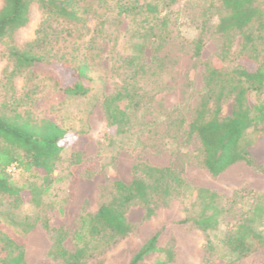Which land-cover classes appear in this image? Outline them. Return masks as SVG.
Listing matches in <instances>:
<instances>
[{
    "label": "trees",
    "instance_id": "obj_1",
    "mask_svg": "<svg viewBox=\"0 0 264 264\" xmlns=\"http://www.w3.org/2000/svg\"><path fill=\"white\" fill-rule=\"evenodd\" d=\"M32 1L2 0L0 40L28 22ZM36 1L43 16L35 37L22 46L7 44L3 53L13 64L11 74L38 70L70 96L87 94L90 83L96 78L94 72L100 67L101 60L96 42L103 35L102 24L112 16L114 19L128 18L126 33L130 40L134 39L136 48L118 57L120 64L116 71L121 72L122 77L118 86L103 95L100 101L105 115V137L111 139L127 133L133 125V114L149 93L141 86L142 79L161 71L164 62L158 55L167 43L175 41L172 29L177 25L178 13L176 11L172 18L171 7L178 0ZM199 5L202 6V21L198 35L190 41L192 57L200 56L204 46L203 32L213 16L214 31L226 38V48L231 47L233 35L239 36L240 56L250 63V67L236 63L229 68L222 57L204 66L203 84L187 124L186 136L198 141L196 163L216 176L234 163H250L259 149L257 145L261 146L260 138L264 142V0H204ZM91 19L95 24L82 45ZM146 48L151 52L149 62L144 60ZM250 93L263 94V98L254 100ZM225 99L232 100L231 111L228 116H221V103ZM184 122L183 117L177 119V132ZM250 131L256 132L257 137L248 138ZM75 136L50 117L36 119L12 105H0L1 224L23 232L35 226V221L20 217L17 210L22 204L42 205L43 196L63 181V177L56 174L62 161L74 181L83 164V149L71 147ZM63 154H66L65 158ZM12 165L31 177L14 179L7 170ZM132 172L134 178L129 183L116 175L110 176V198L94 213L82 211L79 214L71 236L73 250L64 245L66 231L63 227L52 228L48 264H84L95 254L91 242L102 245L99 253H103L132 233L133 225L126 217L129 208L141 206L144 219H150L157 210L180 197L186 185L181 171L175 167H156L137 161ZM193 195L190 207L185 209V217L176 223L207 233L220 224L229 208L220 206L218 195L209 189L194 188ZM58 212L61 215L64 211L61 208ZM250 222L245 218L234 223L222 240L226 257L205 260L204 264H244L264 253V230L255 229ZM157 236L158 232L150 237L128 264H139L149 253L161 251L156 247ZM204 247L207 253L215 248L210 238L206 239ZM166 253V259L156 260L153 264L170 263L172 249L168 248ZM0 264H26L22 244L2 228Z\"/></svg>",
    "mask_w": 264,
    "mask_h": 264
},
{
    "label": "rangeland",
    "instance_id": "obj_2",
    "mask_svg": "<svg viewBox=\"0 0 264 264\" xmlns=\"http://www.w3.org/2000/svg\"><path fill=\"white\" fill-rule=\"evenodd\" d=\"M204 0H178L172 5L171 17L178 13L177 25L173 32L175 41H170L158 57L164 65L155 76L149 74L142 79L141 86L147 93L139 109L132 116L133 125L125 134L111 139L105 137V115L100 106L103 95L112 92L119 84L121 72L116 71L120 64L119 56L130 52L134 39H129L128 18L108 17L102 24L103 35L97 40L101 60L100 67L94 72L95 79L83 96H70L59 90L44 73L27 69L13 73L12 62L3 51L7 44L22 46L35 37V31L43 13L38 2L33 0L29 6L28 22L0 40V105L14 106L21 113L41 119L50 117L62 127L75 133L72 148L83 149V164L74 181L67 173L65 161L59 163L56 174L63 181L54 185L43 196L41 206L22 204L18 208L20 217L35 221V226L27 232L0 223V228L10 233L24 249L26 264H48V250L51 243L52 228L62 226L66 231L64 245L73 250L71 236L77 226L79 214L94 213L99 205L108 200L112 193L109 177L116 175L123 182L133 178V165L143 162L156 167H175L186 183L180 197L172 199L168 205L156 211L150 219H144V209L133 206L126 217L133 225L130 235L119 239L103 253L102 245L93 241L95 250L92 258L84 264H128L138 249L156 232V247L159 252H151L139 264H153L156 260L167 258L166 250L172 249L173 259L168 264H204L205 260L214 261L226 257L222 240L239 220L248 218L250 225L264 230V142L260 138L259 149L250 163L237 162L222 173L212 176L205 168L196 163L199 156L198 141L187 138V124L199 99L203 84L205 63L222 58L231 68L236 63L249 66L250 63L240 56V38L233 35L232 45L226 48V38L214 31L215 17L207 23L203 32L204 46L198 58L192 57V45L201 25L200 2ZM2 0H0V7ZM95 20L88 21L87 40ZM177 32V33H176ZM178 35L182 36L179 37ZM178 37V38H177ZM81 40V41H82ZM150 49L144 50V60L149 62ZM157 84V85H156ZM154 90V91H150ZM250 97L260 101L263 94L250 93ZM232 100L221 103V116H228ZM183 117L184 125L177 129V119ZM248 138H256V132H248ZM66 154H63L65 158ZM8 172L14 179L30 178L21 168L12 165ZM203 187L218 195V203L229 210L223 214L220 224L204 233L187 224L176 223L185 217L194 199L193 189ZM63 209V214L58 210ZM199 210V207L195 208ZM45 224V225H44ZM210 238L215 248L205 251L206 239ZM165 250V252L163 251ZM264 264V253L249 259L244 264Z\"/></svg>",
    "mask_w": 264,
    "mask_h": 264
}]
</instances>
